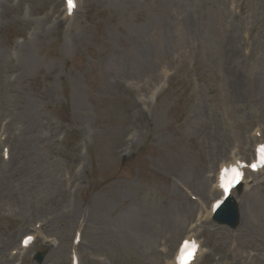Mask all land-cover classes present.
Returning <instances> with one entry per match:
<instances>
[{
    "label": "rangeland",
    "instance_id": "1",
    "mask_svg": "<svg viewBox=\"0 0 264 264\" xmlns=\"http://www.w3.org/2000/svg\"><path fill=\"white\" fill-rule=\"evenodd\" d=\"M77 1L0 0V264H264V175L196 221L264 140V0Z\"/></svg>",
    "mask_w": 264,
    "mask_h": 264
},
{
    "label": "snow or ice",
    "instance_id": "2",
    "mask_svg": "<svg viewBox=\"0 0 264 264\" xmlns=\"http://www.w3.org/2000/svg\"><path fill=\"white\" fill-rule=\"evenodd\" d=\"M66 3L69 14H72L77 6L76 0H66ZM256 151V160L250 165H247V167L253 170L264 169V145L258 146ZM238 165H240L239 161L221 170V187L224 189L225 193L229 191L233 183H237L243 178V166ZM31 240L32 237L25 238L24 244L27 245ZM198 251L199 245L196 241L185 240L180 246L176 256V264H192Z\"/></svg>",
    "mask_w": 264,
    "mask_h": 264
},
{
    "label": "water",
    "instance_id": "3",
    "mask_svg": "<svg viewBox=\"0 0 264 264\" xmlns=\"http://www.w3.org/2000/svg\"><path fill=\"white\" fill-rule=\"evenodd\" d=\"M216 218L219 223L234 228L238 220L237 208L234 202H226L217 212Z\"/></svg>",
    "mask_w": 264,
    "mask_h": 264
},
{
    "label": "bare ground",
    "instance_id": "4",
    "mask_svg": "<svg viewBox=\"0 0 264 264\" xmlns=\"http://www.w3.org/2000/svg\"><path fill=\"white\" fill-rule=\"evenodd\" d=\"M218 188V186L216 185V189ZM242 220V218L240 219V221Z\"/></svg>",
    "mask_w": 264,
    "mask_h": 264
}]
</instances>
